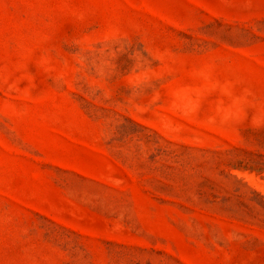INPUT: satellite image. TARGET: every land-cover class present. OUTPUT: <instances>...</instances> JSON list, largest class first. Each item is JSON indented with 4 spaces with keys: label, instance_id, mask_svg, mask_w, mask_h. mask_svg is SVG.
<instances>
[{
    "label": "rangeland",
    "instance_id": "1",
    "mask_svg": "<svg viewBox=\"0 0 264 264\" xmlns=\"http://www.w3.org/2000/svg\"><path fill=\"white\" fill-rule=\"evenodd\" d=\"M0 264H264V0H0Z\"/></svg>",
    "mask_w": 264,
    "mask_h": 264
}]
</instances>
